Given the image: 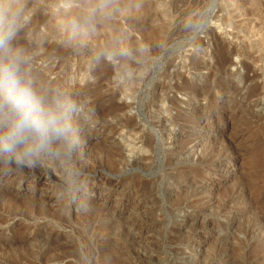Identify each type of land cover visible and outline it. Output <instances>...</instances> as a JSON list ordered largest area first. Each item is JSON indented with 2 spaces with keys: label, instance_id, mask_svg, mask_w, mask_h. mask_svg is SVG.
<instances>
[{
  "label": "rangeland",
  "instance_id": "obj_1",
  "mask_svg": "<svg viewBox=\"0 0 264 264\" xmlns=\"http://www.w3.org/2000/svg\"><path fill=\"white\" fill-rule=\"evenodd\" d=\"M20 4L28 70L79 111L55 159H0V264H264V0H107L91 33L97 0Z\"/></svg>",
  "mask_w": 264,
  "mask_h": 264
},
{
  "label": "clouds",
  "instance_id": "obj_2",
  "mask_svg": "<svg viewBox=\"0 0 264 264\" xmlns=\"http://www.w3.org/2000/svg\"><path fill=\"white\" fill-rule=\"evenodd\" d=\"M107 0H97L70 20L74 33L95 30ZM26 23L20 0H0V159L35 168L75 145L73 117L78 104L60 89L39 85L28 70L27 52L14 43ZM128 49L100 50L97 61L128 57Z\"/></svg>",
  "mask_w": 264,
  "mask_h": 264
},
{
  "label": "bare ground",
  "instance_id": "obj_3",
  "mask_svg": "<svg viewBox=\"0 0 264 264\" xmlns=\"http://www.w3.org/2000/svg\"><path fill=\"white\" fill-rule=\"evenodd\" d=\"M43 18V17H42ZM41 19V18H40ZM57 30H59V29H57ZM56 32V31H55ZM58 32V31H57ZM58 34V33H57ZM61 34V33H60ZM59 36V35H58ZM61 36V35H60ZM59 38V37H58ZM219 40V39H218ZM28 45V44H27ZM33 45V44H32ZM233 45V44H232ZM241 51V49H239V48H237V47H235V46H233V47H228V48H226V50L224 51V53H223V59H224V61H225V63H233V60L231 59V55L232 54H234V53H238V52H240ZM245 52V51H244ZM251 53V52H250ZM253 53V52H252ZM239 54V53H238ZM249 54V53H248ZM256 54V53H255ZM222 55V54H221ZM252 55H247V57H251ZM255 57V56H254ZM252 58V57H251ZM218 62V61H217ZM223 62V61H222ZM58 63V62H57ZM224 65V64H223ZM58 66V65H57ZM224 66H227V64L226 65H224ZM57 69V68H56ZM58 70V69H57ZM56 71V70H55ZM41 81V80H40ZM45 83H46V81H45ZM118 114V113H117ZM117 117V116H116ZM167 118V117H166ZM131 122V121H130ZM133 122V121H132ZM162 130V129H161ZM118 141V140H117ZM235 144V143H234ZM172 145V144H171ZM131 155V154H130ZM116 158V157H115ZM118 158V157H117ZM106 161V160H105ZM7 177V176H6ZM8 192V191H7Z\"/></svg>",
  "mask_w": 264,
  "mask_h": 264
}]
</instances>
